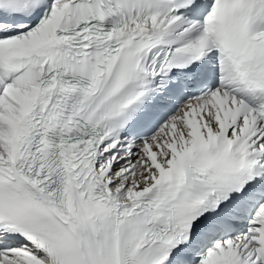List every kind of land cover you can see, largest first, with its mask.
<instances>
[{
    "label": "snow or ice",
    "instance_id": "obj_1",
    "mask_svg": "<svg viewBox=\"0 0 264 264\" xmlns=\"http://www.w3.org/2000/svg\"><path fill=\"white\" fill-rule=\"evenodd\" d=\"M0 264H264V0H0Z\"/></svg>",
    "mask_w": 264,
    "mask_h": 264
}]
</instances>
